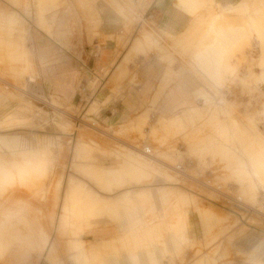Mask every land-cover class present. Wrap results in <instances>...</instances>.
Listing matches in <instances>:
<instances>
[{"label":"rangeland","instance_id":"rangeland-1","mask_svg":"<svg viewBox=\"0 0 264 264\" xmlns=\"http://www.w3.org/2000/svg\"><path fill=\"white\" fill-rule=\"evenodd\" d=\"M118 2L0 0V264L14 250L17 264H264V226L228 205L238 158L264 194V0ZM179 9L194 17L171 34L159 11ZM138 96L145 109L109 122ZM212 137L234 158L197 151Z\"/></svg>","mask_w":264,"mask_h":264},{"label":"crops","instance_id":"crops-1","mask_svg":"<svg viewBox=\"0 0 264 264\" xmlns=\"http://www.w3.org/2000/svg\"><path fill=\"white\" fill-rule=\"evenodd\" d=\"M115 4L117 5V8L116 7L115 8L120 13L126 11L125 8L119 4L118 0H116V3ZM167 13H169L170 15H166ZM181 14H185V15H181ZM187 16L194 17L192 15H189V14L185 13L182 10H180V11H177V10L176 11L175 10H172V11L171 10H168L167 12L159 11V17L161 19V21L159 23H160V25H164V29H166L167 32H169L171 34H176V33H178V31H177L178 28L175 27V26H170V24H173V22H174L172 19L178 18V17H187ZM166 19H169V20L166 21ZM162 22L163 23L165 22V24H163ZM192 23H193V21H192ZM189 29L190 28H188L184 33H186ZM184 33H182L181 35H183ZM106 34H110V33L109 32H106ZM111 34H114V32H112ZM181 35H179V36H181ZM114 50H115V44H110L108 42L107 43V47L104 48V52L102 54H97V52H96L97 50L95 51V53L94 52H91L92 53V56H93L91 59L89 57V59L91 61L90 66H92L91 69H93L94 71L103 70L108 65H110L111 64V61H112V57L115 55L114 54ZM76 64L82 65L80 61H77ZM59 71H60V69H59ZM62 76H63L62 73L61 74L58 73L57 74V79H53L52 78V79H48V80L49 81H54V80L63 81L64 79H63ZM61 90H62L61 88H58V91L59 92H61ZM194 95L196 97H199L198 91H195L194 92ZM125 98H126V96H125ZM142 98H143L142 96L141 97L138 96L135 100L129 101L128 103H125V101H124L125 99H123L122 101H119L117 103L118 104L117 106H115V105L109 106L104 111V113H110V114H112V116L110 117L111 119L109 121L110 123L112 121H114L113 120L114 118H116V116H114V114H113V109H115L117 111V114L120 117H131L135 113H138L139 111H142L143 109H145L146 105L144 104V100ZM183 103L188 106L187 109H190V108H192L194 106L193 103H191V100L190 99L183 100ZM112 104H114V103H112ZM14 252H19L20 254H23L22 252H20L18 250H14ZM13 253L11 254V256L13 255ZM11 256L9 257V261L6 264H17L15 262H11ZM24 256H26V254ZM29 263L30 262L28 261L26 264H29Z\"/></svg>","mask_w":264,"mask_h":264},{"label":"bare ground","instance_id":"bare-ground-1","mask_svg":"<svg viewBox=\"0 0 264 264\" xmlns=\"http://www.w3.org/2000/svg\"><path fill=\"white\" fill-rule=\"evenodd\" d=\"M191 1L192 0H179L178 3L180 4V6H183L185 4L190 3ZM199 6H200V3L198 4V8H199ZM11 50L13 51V54H14V50L15 49L12 48ZM13 54H12V56L9 55L10 57L8 56V59H11L12 61H14L15 57H14ZM199 100H205V97H197V102ZM190 111L192 112L191 113L192 115L195 112H200L201 115H202V112L197 107H194V109H192ZM138 119H140V121H142L140 117ZM211 121H212V118H211ZM157 129L158 128H152L151 134H153V132L155 130H157ZM146 149L150 150L148 147H146ZM197 151H199L202 154L206 153V152H212L214 154L221 155L223 158H229V159L234 158L233 155L237 153V151L235 149L233 150L230 147L228 148V146L226 144L220 143V141H218L217 139L214 141V137L210 138L209 141L208 140L200 141L198 143ZM131 156H132V154L130 156H128V157L131 158V159H135L137 161H143V160H141L138 157H131ZM145 157H147V156H145ZM152 163L154 164V162H152ZM245 164L246 163L243 161V159L238 158L237 163H236V170H237L236 174L238 176V180H239L238 182L241 185V189H239V192H240L239 194H240V196H242L246 200V202L255 205L257 203V194L256 193H257V181H258V179L251 174L250 170L248 169V167L245 166ZM3 166L4 165L1 166V164H0V182H3L6 179L8 173H10L9 169L4 168ZM95 176L97 177L98 174L96 173ZM86 203H88V202H86Z\"/></svg>","mask_w":264,"mask_h":264},{"label":"built area","instance_id":"built-area-1","mask_svg":"<svg viewBox=\"0 0 264 264\" xmlns=\"http://www.w3.org/2000/svg\"><path fill=\"white\" fill-rule=\"evenodd\" d=\"M92 127H95V124H92ZM150 149V148H149ZM143 155L147 156L148 158L153 157L152 150H147L146 147L143 149ZM192 164V163H187ZM187 164H178L173 167L174 171L177 173V175L183 179L190 178L191 176L188 173L189 167ZM185 181V180H184ZM204 187L209 189V191L215 193L217 195L216 201H219L220 203L225 204V199L227 198L226 192L228 188H225L222 183H216L212 179H207L205 182L202 183ZM231 202H233L231 204ZM228 202V205H230L231 209L230 212L241 221V222H247V220L257 221L262 226H264V194L260 196L257 200V203L249 204L246 202V200L238 195L234 197V199ZM253 228V225H251ZM259 231V229H258ZM261 232L264 234V231L261 230ZM181 262V261H180ZM175 263V264H183V263ZM183 262H188V255H186L183 259ZM189 263V262H188ZM170 264V263H167Z\"/></svg>","mask_w":264,"mask_h":264}]
</instances>
